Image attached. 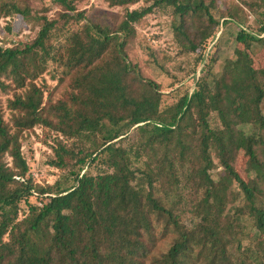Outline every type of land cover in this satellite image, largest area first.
<instances>
[{
	"label": "trees",
	"instance_id": "trees-1",
	"mask_svg": "<svg viewBox=\"0 0 264 264\" xmlns=\"http://www.w3.org/2000/svg\"><path fill=\"white\" fill-rule=\"evenodd\" d=\"M32 1L0 0V19L38 28L29 42L0 44V94H12L8 120L0 104V264H264V73L253 68L264 0H231L219 18L217 0H145L134 10L138 0H103L123 10L113 27L86 21L74 0H48L41 16ZM155 10L170 11L177 48L195 56L193 73L203 66L194 89L171 104L128 60L136 25ZM246 13L257 30L243 29ZM223 19L239 31L215 72L217 58L204 65V55ZM46 74L66 81L56 101ZM237 95L246 97L239 108ZM36 127L66 139L105 135L90 145L56 141L49 165L78 171L72 185L42 187L21 150ZM240 152L244 178L235 171Z\"/></svg>",
	"mask_w": 264,
	"mask_h": 264
},
{
	"label": "rangeland",
	"instance_id": "rangeland-1",
	"mask_svg": "<svg viewBox=\"0 0 264 264\" xmlns=\"http://www.w3.org/2000/svg\"><path fill=\"white\" fill-rule=\"evenodd\" d=\"M144 2L145 0H138V3L131 6L129 10L147 6ZM206 2H209V0H206ZM48 3V0H33L31 8L33 12L41 16L42 7L47 6ZM217 3L215 15L219 18L222 12L227 9L231 0H217ZM74 4L79 12H84L86 21L98 23L102 26L113 27L120 22L123 15L122 8H111L103 0H74ZM218 8L221 9L218 10ZM56 12H58L57 8L49 13V17H56ZM7 22L11 24L10 33L5 30ZM172 22L173 18L170 16V11L155 10L154 13L146 16L136 25L137 37L128 49L129 62L138 68L145 79L160 85L164 94L163 100L165 104L173 103L176 100L175 97L186 90L192 91L196 77L203 68V66H198L197 70L199 72L197 75L193 73V69H195V56L182 55L180 53L173 37ZM223 22L224 24L222 25ZM242 27L249 31L258 29L256 23H254V19L248 14ZM37 30V27L34 28L28 21L22 20L19 17L6 20L0 19V44L1 46H5V41H7V45L11 46L29 42ZM238 31L237 25L227 22V19L221 20L217 34L207 42L204 65L208 64L211 58H217L219 63L214 67V71L219 72L224 59H228L233 52L235 46L234 39ZM81 43L84 46L87 45V42L81 41ZM259 48L258 55L253 59V68L264 73V45H260ZM230 79L231 74L229 72L223 81L225 88ZM43 80L48 86V92H52L53 101L60 99L68 89L66 81L63 85H60L57 81H52L49 74L44 75ZM38 84L41 85L42 82L39 81ZM11 98V93L8 95L0 94V104L5 112V120L9 119L6 104L7 100ZM245 99L246 97L237 95L235 99L236 108H239L241 101ZM104 135V131L84 130L75 138L66 139L54 132L44 131L42 128L36 127L33 131L24 133L21 150L29 165L30 175L36 184L42 187L51 186L57 181L63 182L66 178L69 181V185H72L74 180L69 174L72 170L78 171V168H68L62 171L51 167L49 162L54 158L51 148L56 146V141L58 140L67 146L81 141L85 145L95 142L101 143ZM244 163L243 153L240 152L235 164V171L242 178H244L245 173ZM95 169L93 168L89 171L94 173ZM85 171V169L81 171V174ZM243 203V196L240 195L235 205L241 207ZM20 207L21 213H23L26 207L24 204ZM171 238L172 236L163 241V243H159L156 249L153 250L152 255L158 257L160 254L165 253L170 247Z\"/></svg>",
	"mask_w": 264,
	"mask_h": 264
}]
</instances>
